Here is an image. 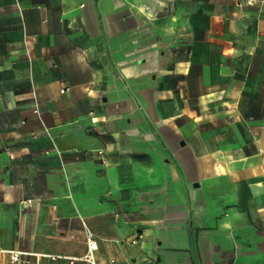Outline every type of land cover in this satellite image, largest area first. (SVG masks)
<instances>
[{
  "label": "crops",
  "instance_id": "0c3cea01",
  "mask_svg": "<svg viewBox=\"0 0 264 264\" xmlns=\"http://www.w3.org/2000/svg\"><path fill=\"white\" fill-rule=\"evenodd\" d=\"M82 221L100 264L150 263L171 228L176 264H256L264 0H0V251L68 254Z\"/></svg>",
  "mask_w": 264,
  "mask_h": 264
},
{
  "label": "rangeland",
  "instance_id": "374dc122",
  "mask_svg": "<svg viewBox=\"0 0 264 264\" xmlns=\"http://www.w3.org/2000/svg\"><path fill=\"white\" fill-rule=\"evenodd\" d=\"M70 226L69 232L67 233V238H52V249H60L63 252H66L68 254L72 255H82L85 251V229L81 225L80 222L77 223H68ZM56 226H59L57 223H53V230L56 228ZM160 227H170V226H176V222L174 221H165L159 223ZM258 226H261L258 223ZM156 236H158L159 241L162 242V245L160 247V244H158V241L155 238H152L149 241V245H143L144 251H147L150 253L149 249L151 248V260L150 264H176V261L172 259V257H176V251H167L166 248L170 247H176V244H184L187 242V235L186 233L182 231H176V229H169V230H160L159 232L155 233ZM199 234H197L198 236ZM132 238V235L129 233V230L126 229L122 236H120L118 239H115L114 242L116 245H120L121 247L127 248L129 251H133L137 249V246L140 244H132L130 242ZM221 242H219V245ZM249 248H252L251 250H255L258 253V258L256 264H264V254L261 252V249H264V240H262L261 243L256 245L255 247L252 245L247 244L246 245ZM228 247H231L229 244ZM234 250L230 252V255L228 256V260L226 261L227 264H237L236 261V246H233ZM226 248V247H225ZM223 251V252H222ZM226 250H221V247L218 246L216 250V255L214 258L215 264H220V259H226V255H224V252ZM103 249L100 248V263L103 261L104 256L102 255ZM170 252V253H169ZM132 253V252H131ZM165 254H168L165 256ZM144 256V252L141 254V258ZM137 259L134 262H138ZM110 261V260H109ZM145 264L148 263V260H143ZM7 262V253L0 251V264H6ZM141 262V261H140ZM113 263H118L116 260ZM149 264V263H148ZM191 264H201L200 257L198 254V249L195 248L192 249L191 253Z\"/></svg>",
  "mask_w": 264,
  "mask_h": 264
},
{
  "label": "built area",
  "instance_id": "2783aa9c",
  "mask_svg": "<svg viewBox=\"0 0 264 264\" xmlns=\"http://www.w3.org/2000/svg\"><path fill=\"white\" fill-rule=\"evenodd\" d=\"M32 112L41 121L40 102L36 98L32 102ZM44 131L49 135L46 128ZM98 153L101 154L102 152L98 151ZM82 225L85 229V251L82 255L9 249L3 251L7 253L6 264H100L99 239L86 227L83 221ZM142 238V232L137 231L130 242L139 244ZM110 261L114 262L113 259ZM141 264L145 263L142 262Z\"/></svg>",
  "mask_w": 264,
  "mask_h": 264
},
{
  "label": "water",
  "instance_id": "95a60500",
  "mask_svg": "<svg viewBox=\"0 0 264 264\" xmlns=\"http://www.w3.org/2000/svg\"><path fill=\"white\" fill-rule=\"evenodd\" d=\"M194 186H198V183H195Z\"/></svg>",
  "mask_w": 264,
  "mask_h": 264
}]
</instances>
